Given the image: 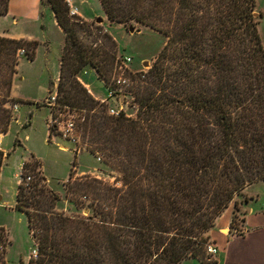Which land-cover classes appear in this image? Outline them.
<instances>
[{"label":"trees","instance_id":"1","mask_svg":"<svg viewBox=\"0 0 264 264\" xmlns=\"http://www.w3.org/2000/svg\"><path fill=\"white\" fill-rule=\"evenodd\" d=\"M42 1L65 33L56 100L47 102L49 136L62 133L59 112H75L77 146L117 175L111 181L71 169L65 198L89 212L66 213L40 162H24L32 178L19 181L15 209L26 213L35 239L38 256L28 264L216 263L206 251L207 232L231 203V227L239 231L238 198L248 200L246 189L264 180V39L256 0H100L110 22L165 36L150 67L136 71L122 65L115 37L102 25L70 15L67 0ZM8 4L0 0V14ZM36 48L35 40L0 35L2 134L20 102L12 95L20 59L32 60ZM88 67L112 89L109 105L122 104L119 115L84 86L79 76ZM4 160L0 149V178ZM8 241L0 227V264H7Z\"/></svg>","mask_w":264,"mask_h":264},{"label":"rangeland","instance_id":"2","mask_svg":"<svg viewBox=\"0 0 264 264\" xmlns=\"http://www.w3.org/2000/svg\"><path fill=\"white\" fill-rule=\"evenodd\" d=\"M28 2L31 4L33 0H28ZM19 3H21L20 0H14L13 6L16 5L15 7L18 8ZM43 3H41V7H43ZM73 4L77 5L81 11L80 15L88 19L95 18L93 21L102 25L115 37L120 53L130 56L131 61L127 63V66L131 70H147L155 55L163 49L166 38L157 30L132 23L133 31L131 32L128 28L130 24L127 23L97 21V18L103 20L105 14L100 0H73ZM256 4L260 14L258 29L264 39V3L261 4L257 1ZM45 5L48 6L43 7L44 10L47 9L43 21L29 18L15 24L11 15L8 18L0 17V34L4 36L20 34L22 38L35 40L37 43L32 60L25 56L20 59L12 83V95L20 100V102H15L19 109L15 111L16 108L11 106L14 115L10 128L4 137L0 133V139L3 141V146L0 149L5 152L0 178V227L5 230L9 239L7 264H28L36 247L26 213L15 209L20 178L19 170L24 162H40L48 186L59 194L57 209L66 213L82 212L85 214L84 210L77 208L65 198L64 182L69 179L71 169L75 171V175L90 174L111 181H114L117 175L106 163L98 160V156L84 152L86 151L84 146L80 148L75 142L65 138L62 133H57L60 132L59 129L56 130V134L49 136L52 112L47 102L56 95L57 77L60 69L59 58L65 33L55 22L56 19L48 2H45ZM40 23H44V27H41ZM144 61L148 62V65H144ZM82 75L83 78L90 80L88 81L96 95L100 98L107 97L108 92L105 84L98 79L93 68H88ZM119 100L123 102L121 98ZM112 105L120 108L122 104L113 102ZM125 108L129 113L134 112V109L129 108L127 104ZM75 115V112H59L60 124L58 127L62 132L67 128L68 123L73 121ZM77 147L79 149L75 155ZM245 195L249 196L248 200L245 199V196L238 198L240 210L234 219L236 224H239L240 212L245 203L251 200V197L259 196V199L256 200L257 203L254 202V204L264 207V180L250 185L246 189ZM230 205L234 210V204ZM229 215L230 212L223 215L221 222H224ZM180 264L201 263L195 258H187Z\"/></svg>","mask_w":264,"mask_h":264},{"label":"crops","instance_id":"3","mask_svg":"<svg viewBox=\"0 0 264 264\" xmlns=\"http://www.w3.org/2000/svg\"><path fill=\"white\" fill-rule=\"evenodd\" d=\"M67 1L70 5L69 6L70 10H73L75 14L79 15L84 20L93 21L95 19V18L88 19L80 15L82 13L78 9L77 5L73 4V0H67ZM257 1L258 3H261V4L264 3V0H256V2ZM20 2L21 3L17 5L18 8H16L15 7L16 5L13 6L14 0H10V4H8L7 14L5 13L0 14V17L3 16L5 18L6 17L8 18L11 15L13 19L12 21L15 24H18L20 20L24 21L29 18H35L37 19L36 21L38 20L43 21L46 15V12H47V9L45 8L44 10L43 7L48 6V5H45V2L42 4L43 7H41V3L43 2L42 0H33V3L31 2V4L28 2V0H20ZM103 17L104 18H103L102 23H104L107 20L109 21L106 14H104ZM40 25L41 27H44L45 24L40 23ZM4 37L22 38V35L12 34L11 36H4ZM63 44H64V39H63ZM63 44H62V51H63ZM61 53H60V58H59L60 69H61ZM88 68H91V67H88ZM60 69H59V73L57 77L58 80H59V75H60ZM87 69H85L81 73L84 74ZM94 72L96 73L95 70ZM82 74H80L79 77L82 80L84 86L95 97H97V99L103 100L104 98H100L98 95L95 94V92L91 88V83L89 82L90 80L83 78ZM102 83L104 82L102 81ZM57 84H58V81H57ZM121 107L123 106L121 105ZM17 109H19L18 105L16 106L15 111ZM2 135L4 137L5 134H2ZM2 146H3V141L1 140L0 147ZM84 152H88V151H84ZM258 199H259V196H257L256 198L251 197V200H249L243 206V209L240 213L241 216H240V222H239V228H240L239 231H237L236 228L234 229L231 227V218L234 214L233 213L234 210L231 207V205H229V207L223 212L222 215H219L217 217L215 225L210 229V231L207 232V234L209 235L210 244H213L214 246H216V249H217V252L213 256L216 259V263L214 264H264V207L255 205L257 203L256 200ZM229 212H230V215L226 218L224 222H221L223 220V215ZM195 259L199 260L198 258H195Z\"/></svg>","mask_w":264,"mask_h":264},{"label":"built area","instance_id":"4","mask_svg":"<svg viewBox=\"0 0 264 264\" xmlns=\"http://www.w3.org/2000/svg\"><path fill=\"white\" fill-rule=\"evenodd\" d=\"M69 14L70 15H75V12L73 10H70ZM129 61H131L130 56L123 55V57L121 59L122 65H127V63ZM107 90H108L107 97L104 98L101 101L106 103V104H108V111L110 113H112L113 115H119L120 109H122V107L115 108V107L109 105V102H110L109 100H110V97L113 96V91H112V89H108V88H107ZM121 95H124V94H121ZM55 100H56V95L52 96L51 99L49 100L50 105H53ZM16 106H17L16 103H14L12 105V107H14V108H16ZM51 122H53L52 119H51ZM62 134L65 136V138L70 139L71 141L75 142L76 144H78L80 142L79 138H78V135H77L76 127H75L73 121H70L68 123L67 128L63 130ZM0 146H1V139H0ZM98 160H101V158L99 156H98ZM19 172H20L19 181H29L32 178L31 175H26V173L24 172V169H23V165L20 168ZM206 251H207V254L210 257H212L217 252V249H216V246H214L213 244H208V246L206 247ZM37 256H38V252H37V248H35L34 251H33L32 257H37Z\"/></svg>","mask_w":264,"mask_h":264},{"label":"water","instance_id":"5","mask_svg":"<svg viewBox=\"0 0 264 264\" xmlns=\"http://www.w3.org/2000/svg\"><path fill=\"white\" fill-rule=\"evenodd\" d=\"M97 21H103L102 19H100V18H97ZM128 28H129V30L132 32L133 31V27H132V25L130 24L129 26H128ZM144 65H148V62H146V61H144ZM121 99L122 100H124L125 99V96L124 95H121ZM85 214H87V212H89V209H84V211H83Z\"/></svg>","mask_w":264,"mask_h":264},{"label":"bare ground","instance_id":"6","mask_svg":"<svg viewBox=\"0 0 264 264\" xmlns=\"http://www.w3.org/2000/svg\"><path fill=\"white\" fill-rule=\"evenodd\" d=\"M121 106V105H120Z\"/></svg>","mask_w":264,"mask_h":264}]
</instances>
